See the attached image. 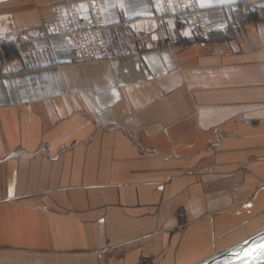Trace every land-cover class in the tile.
<instances>
[{
	"label": "crops",
	"instance_id": "1",
	"mask_svg": "<svg viewBox=\"0 0 264 264\" xmlns=\"http://www.w3.org/2000/svg\"><path fill=\"white\" fill-rule=\"evenodd\" d=\"M194 1L207 42L155 0H95L103 59L0 41V264H199L264 229V0ZM63 2L0 0V37Z\"/></svg>",
	"mask_w": 264,
	"mask_h": 264
},
{
	"label": "built area",
	"instance_id": "2",
	"mask_svg": "<svg viewBox=\"0 0 264 264\" xmlns=\"http://www.w3.org/2000/svg\"><path fill=\"white\" fill-rule=\"evenodd\" d=\"M193 0H157L160 12L185 18L187 11L194 7ZM87 8L80 10L75 3L58 4L52 9L51 18L40 28L2 40H31L48 38L53 35H66L69 39L73 56L78 60H90L105 56V48L100 36L104 22L94 0H86ZM198 16V14H196ZM203 36L206 33L205 22L201 23Z\"/></svg>",
	"mask_w": 264,
	"mask_h": 264
},
{
	"label": "rangeland",
	"instance_id": "3",
	"mask_svg": "<svg viewBox=\"0 0 264 264\" xmlns=\"http://www.w3.org/2000/svg\"><path fill=\"white\" fill-rule=\"evenodd\" d=\"M95 1V0H94ZM194 1V0H193ZM156 2V6L158 8V11L161 15L163 16H168V17H173L174 19L178 20V21H183V22H186V23H189L190 26L192 27L193 29V35H194V38L196 40H200V41H209L210 40V32L212 30V26L210 24V22L208 21V19L206 18L205 16V10L203 9H200L197 7L195 1L193 2L194 3V7L192 10L190 11H187V16L185 18H178L176 15L174 14H164V13H161L160 11V8L158 6V3H157V0H155ZM70 4V3H75V2H63V3H54L52 5H50V14L52 16V9L55 7V5H58V4ZM76 4V3H75ZM77 5V4H76ZM198 14V16L196 15ZM50 16V18H51ZM49 18V19H50ZM49 19L43 21L39 26H35V27H30V28H27V29H23V30H20V31H17V32H11V33H8L7 35L5 36H2L0 37V41H10V42H17V41H33V40H36V39H49L53 36H58V35H53L51 37H48V38H34V39H31V40H24V39H17V40H2V39H5L9 36H17L21 33H25V32H28L30 30H33V29H38L40 28L46 21H48ZM246 20H247V17L245 14H241L239 16H235V18L231 21H227L224 25L221 26L220 28V32L223 33V35H227L228 33H236L238 32V30L240 29L241 26H243L244 24H246ZM104 22V21H103ZM205 22V28H206V33H205V37H202L203 36V27L201 25V23ZM103 27V26H102ZM102 27L100 29V36L102 38V41L104 43V48H105V56L102 57V58H96V59H90V60H87V61H92V60H97V59H103L106 57V47H105V42H104V38H103V35H102ZM60 35V34H59ZM61 36H65L67 39L68 37L66 35H61ZM69 41V39H68ZM69 47H70V52H71V55H72V58L73 60L75 61H78V62H86V60H78L76 59L74 56H73V52L71 50V46H70V42H69ZM216 147V143L213 144V148ZM182 223H185V222H182ZM181 226V225H180ZM184 224L182 225L181 228H183ZM133 245V241H127V242H123V243H118L117 245H114L112 247H110V250L112 252H118L119 250H122L123 248L125 247H129ZM261 255L257 258L258 260L254 261L253 263L251 264H264V246L261 248ZM217 254V253H216ZM142 264H150L148 262H143ZM233 264H236V263H233Z\"/></svg>",
	"mask_w": 264,
	"mask_h": 264
},
{
	"label": "water",
	"instance_id": "4",
	"mask_svg": "<svg viewBox=\"0 0 264 264\" xmlns=\"http://www.w3.org/2000/svg\"><path fill=\"white\" fill-rule=\"evenodd\" d=\"M264 246V229L241 243L229 247L199 264H251L258 260Z\"/></svg>",
	"mask_w": 264,
	"mask_h": 264
},
{
	"label": "bare ground",
	"instance_id": "5",
	"mask_svg": "<svg viewBox=\"0 0 264 264\" xmlns=\"http://www.w3.org/2000/svg\"><path fill=\"white\" fill-rule=\"evenodd\" d=\"M87 61V60H86ZM233 264V263H232Z\"/></svg>",
	"mask_w": 264,
	"mask_h": 264
}]
</instances>
